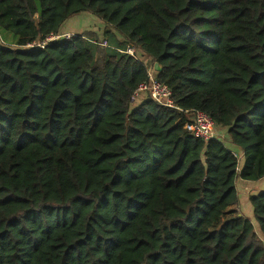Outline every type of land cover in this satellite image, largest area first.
<instances>
[{
	"label": "trees",
	"instance_id": "obj_1",
	"mask_svg": "<svg viewBox=\"0 0 264 264\" xmlns=\"http://www.w3.org/2000/svg\"><path fill=\"white\" fill-rule=\"evenodd\" d=\"M85 12L139 59L94 33L38 46ZM0 30V264H264L232 210L264 179V0H0ZM151 62L175 108L132 102ZM249 201L264 237V188Z\"/></svg>",
	"mask_w": 264,
	"mask_h": 264
},
{
	"label": "built area",
	"instance_id": "obj_2",
	"mask_svg": "<svg viewBox=\"0 0 264 264\" xmlns=\"http://www.w3.org/2000/svg\"><path fill=\"white\" fill-rule=\"evenodd\" d=\"M74 35L61 34V35H51L47 38L43 43H40L38 46L42 47L48 42H52L61 38H65L71 40ZM91 42V41H90ZM102 46L105 48H110V44L108 41H102ZM36 44H30L28 47H34ZM120 55L129 56L135 59H139V48L133 44L128 43L123 48L115 49ZM156 63H152L151 66L148 67V78L147 81L141 84L136 92L134 93V101L137 99L142 100V96H145L158 104L168 107L175 108L172 99V91L170 88L162 83H160L156 79ZM186 116H188V121L185 124V130L192 136L202 139L205 142H208L212 139H218L225 145L229 140L226 132L223 128L218 127L216 123L212 120V118L204 112L200 111H187L185 112ZM228 134V133H227ZM227 141V142H226ZM226 142V143H225ZM235 157L238 160V163L241 162L244 154L242 152H234ZM239 170V168H238Z\"/></svg>",
	"mask_w": 264,
	"mask_h": 264
},
{
	"label": "rangeland",
	"instance_id": "obj_3",
	"mask_svg": "<svg viewBox=\"0 0 264 264\" xmlns=\"http://www.w3.org/2000/svg\"><path fill=\"white\" fill-rule=\"evenodd\" d=\"M102 26H103V23H101V20L99 18H97L93 14L85 12V13L78 14V15L70 18L65 23V25L62 27L61 31H62V33H64L63 35H65V33H69V32H72V31H77V32H82V33L85 31V33H88L89 35L91 33L92 34L94 33V34L97 35V37H101L100 29H101ZM106 28H107V26H106ZM114 32L115 31L110 29V31H107V33L104 34V38L103 39L107 38L110 41V48L108 49V51L115 50L116 49L115 46H113L114 48H112V45L113 44H118V42L114 41V37H115ZM68 35H72V34H68ZM92 39H94V38H92ZM0 41H2L4 44H7L9 46L16 45V43H17V39H16L15 35L13 33H11L10 31L7 32V31H4V30H0ZM92 41L96 42L95 39L92 40ZM104 41H106V40H104ZM98 42H102V40L100 39V40H98ZM122 45H124V44H122ZM123 47H125V46H123ZM93 53L94 54L96 53V50L94 48H93ZM151 64H152V62H151ZM151 64L149 66H151ZM137 101H141V99H137ZM226 135L228 136L227 140H229L230 136L227 134V132H226ZM226 146L229 147V149L232 150V151H236L237 150L235 147L230 145L229 141L227 142ZM257 186L259 188H262L264 185H261V186L257 185ZM238 190L240 192L241 200H240V204L238 205V207H236L235 209H232V210H234L233 214H239V215L240 214H246L247 218H248V216L252 218V215H251L252 212H250L248 210L250 208L249 207V203H248V194L251 196L252 193L254 192V190H251L250 188H248V185L247 186L240 185ZM253 224L255 226V229H256L257 233L264 240V237L261 235L258 223L256 222L255 219H254V223Z\"/></svg>",
	"mask_w": 264,
	"mask_h": 264
},
{
	"label": "crops",
	"instance_id": "obj_4",
	"mask_svg": "<svg viewBox=\"0 0 264 264\" xmlns=\"http://www.w3.org/2000/svg\"><path fill=\"white\" fill-rule=\"evenodd\" d=\"M101 23H103V22L101 21ZM64 25H65V24H64ZM106 31H110V29L106 28L105 24L103 23V26H102L101 29H100L101 37H98V38L101 39L102 41H103V40H106V41H108V43L110 44V41H109L107 38L103 39V38H104V34H106ZM83 33H85V31H84ZM83 33H82V32H77V31H72V32L65 33V34L79 35V34H83ZM60 34H64V33H62V31H61ZM114 35H115V37H114V41L118 42V44H113V45H112V48H114L113 46H115V48H119V46H123V45H121V44L124 43L123 38H122L120 35H118L117 33H115V32H114ZM92 40H93V39H92ZM124 45H125V44H124ZM120 48H123V47H120ZM143 99H145V96H142V100H143ZM233 147H234V146H233ZM235 148H236V147H235ZM236 149H237V148H236ZM231 151H232V150H231ZM233 152H241V151H240L239 149H237L236 151H233ZM263 183H264V179L261 180L260 182H257V183H252V182H240V183L238 184V188H239L240 185H242V186H247V185H248V188H250L251 190H254V192L252 193V195H253V194H257L258 192H260V191L264 188V186H263L262 188H259V187L257 186V185H259V186L264 185ZM238 192H239V190H238ZM249 197H250V195L248 194V203H249V207L251 208L252 206H250L251 204H250V201H249ZM239 199L241 200L240 192H239ZM250 208H249L248 210H249L250 212H252V213H251L252 218L249 217V216H248V218L252 221V223H254V211H253V207H252L251 209H250ZM240 215L247 217L246 214H240ZM252 219H253V220H252ZM263 241H264V240H263Z\"/></svg>",
	"mask_w": 264,
	"mask_h": 264
},
{
	"label": "water",
	"instance_id": "obj_5",
	"mask_svg": "<svg viewBox=\"0 0 264 264\" xmlns=\"http://www.w3.org/2000/svg\"><path fill=\"white\" fill-rule=\"evenodd\" d=\"M155 68H156V70H157L158 72H160L161 68H160V66H159L157 63L155 64ZM132 102H134V99H133Z\"/></svg>",
	"mask_w": 264,
	"mask_h": 264
}]
</instances>
